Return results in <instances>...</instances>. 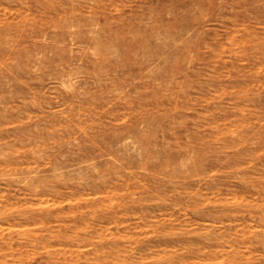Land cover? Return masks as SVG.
I'll return each mask as SVG.
<instances>
[{"label": "rangeland", "instance_id": "374dc122", "mask_svg": "<svg viewBox=\"0 0 264 264\" xmlns=\"http://www.w3.org/2000/svg\"><path fill=\"white\" fill-rule=\"evenodd\" d=\"M0 264H264V0H0Z\"/></svg>", "mask_w": 264, "mask_h": 264}]
</instances>
